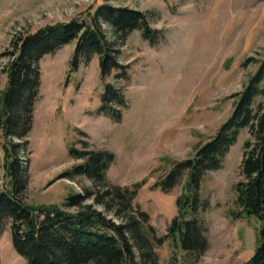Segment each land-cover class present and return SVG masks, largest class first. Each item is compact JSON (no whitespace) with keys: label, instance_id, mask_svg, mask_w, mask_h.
<instances>
[{"label":"rangeland","instance_id":"374dc122","mask_svg":"<svg viewBox=\"0 0 264 264\" xmlns=\"http://www.w3.org/2000/svg\"><path fill=\"white\" fill-rule=\"evenodd\" d=\"M102 3L0 0V91L7 85L4 53L15 36L86 19ZM110 4L145 13L159 37L152 44L136 30L121 41L103 24L108 40L115 41L119 63L127 66L126 77H117L113 71L102 81L97 56L81 61L77 71L70 72L75 42L40 60L32 128L24 139L26 150L20 154L27 160L24 201L32 206L64 207L75 193L111 191L110 186L131 188L142 182L129 212H146L161 237L176 215L175 201L186 173L169 192L156 185L173 164L193 157L196 148L231 115L232 95L242 90L264 57V0H111ZM106 83L124 96V106L111 103L120 112L119 120L100 111ZM248 138V129H242L221 168L203 177L200 191L208 207L200 218L208 249L188 264H243L261 244L264 219L234 216L239 209L233 186L241 180L239 164ZM3 142L0 134V177L5 187ZM73 149L114 155L104 184L72 175L76 166L84 164V159L71 155ZM64 173L71 176L61 177ZM110 204L117 206L112 200ZM83 205L119 220L91 198ZM154 252L158 264H171L168 241ZM0 264H27L12 247L9 222L0 232Z\"/></svg>","mask_w":264,"mask_h":264},{"label":"trees","instance_id":"16d2710c","mask_svg":"<svg viewBox=\"0 0 264 264\" xmlns=\"http://www.w3.org/2000/svg\"><path fill=\"white\" fill-rule=\"evenodd\" d=\"M110 1L103 0L86 19H71L17 35L10 41V50L4 53L8 56L7 85L0 91V134L4 140L2 166L7 184L4 187L0 177V232L9 222L12 247L27 264H158L154 249L165 241L171 245V264H188L191 259L200 258L208 249L206 227L200 218L201 211L208 207L201 197L203 177L206 172L221 168L225 155L245 128L249 138L243 143L241 180L233 186L234 203L239 209L234 216L264 219V57L242 90L232 95V113L214 136L199 145L193 157L173 164L156 185L169 192L186 173L182 192L175 201L176 215L164 236H157L146 212H129L142 182L131 188L110 186L111 191L88 189L75 193L64 207L32 206L24 201L27 160L21 159L20 154L26 150L24 139L32 128L40 87V60L75 42L70 72H76L81 61L97 56L102 81L113 71L118 72L117 77H126L127 66L119 63L115 41L108 40L103 24H108L113 37L121 41L136 30L152 44L159 37V31L149 26L145 13L114 6ZM101 102L100 111L105 116L120 119V112L112 104L124 106L125 100L112 84L104 85ZM71 155L84 159L72 175H85L95 184L105 183V173L114 160L111 152L73 149ZM68 176L71 175L64 173L61 177ZM90 198L110 210L118 222L92 205H83ZM68 208L77 210L71 212ZM243 264H264V231L260 246Z\"/></svg>","mask_w":264,"mask_h":264}]
</instances>
